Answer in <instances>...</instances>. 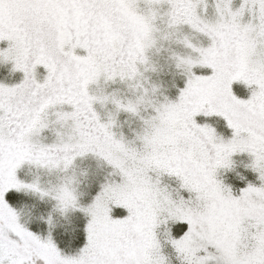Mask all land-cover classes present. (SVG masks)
<instances>
[{"label":"snow or ice","instance_id":"obj_1","mask_svg":"<svg viewBox=\"0 0 264 264\" xmlns=\"http://www.w3.org/2000/svg\"><path fill=\"white\" fill-rule=\"evenodd\" d=\"M209 7L0 0V63L22 74L0 82V264H264V0ZM165 41L175 98L145 75ZM237 155L259 182L239 194L223 178ZM89 157L103 171L85 193ZM25 167L55 179H21ZM20 193L53 202L46 234ZM54 214H74L63 247Z\"/></svg>","mask_w":264,"mask_h":264},{"label":"rangeland","instance_id":"obj_2","mask_svg":"<svg viewBox=\"0 0 264 264\" xmlns=\"http://www.w3.org/2000/svg\"><path fill=\"white\" fill-rule=\"evenodd\" d=\"M240 2L241 0H233V7H238ZM208 3L210 5V7L208 8V15H212L213 13V8L211 7L212 0H208ZM245 19H247V17H245ZM170 47H174V45H170L169 42L167 41L163 42V46L160 52L158 54H154L153 56V60L157 64V71L148 72L145 75L148 77L151 83L159 87L160 91L163 92L164 95H168L170 98H175L177 94V88L183 87V80L181 76L178 73H176L175 70L171 67L170 61L168 60L169 52L167 51V49H169ZM21 78H22L21 73L13 72L10 66L0 63V82L12 84L19 82ZM173 84H175L176 87H173ZM122 91H126V89H122ZM124 119L125 117L122 115L121 120ZM212 122L216 123L215 118H213ZM129 126L135 127L134 123L131 122L129 125H126L124 129L126 134H127V128ZM217 130L221 132L225 138H228L231 135L230 131L223 126V121H219V123L217 124ZM248 159L249 158L246 155L235 156L234 157L235 168L234 171H232L231 173H234V176H236V173H239L237 171L238 168L241 167V169L244 170L245 169L244 165L248 162ZM76 171L78 175L80 173H84V175L80 177L82 181L80 185V190L86 193L88 191V188L92 180L96 177V175L102 173L103 165L100 161L89 157L77 161ZM250 173L252 178L247 180L244 183V186L247 182L259 183L256 174L251 171ZM19 175L21 179H25V180H32L34 177L39 176L42 184H47L49 180L55 179V177L49 176L43 170H37L35 168H28V167L22 169ZM237 178L238 177L236 176V179ZM239 181H243V180L239 179ZM225 183H227L226 180ZM232 188L235 194H239L240 188L238 190H236L235 187ZM20 194L21 196H24V198H27V202H25V204L22 205V208L18 207L19 210L21 211L22 218L30 224V227L31 225L33 226L35 225L37 227L38 225L42 231V234H46L48 231V225L45 221L47 219L49 212H51L52 210L53 202L51 200H40L39 198H37L32 194H25V193H20ZM53 224H54L53 234L55 238L58 240V242H60V244L64 245L65 240H71V237L76 227L74 223V214H69L67 216L54 214ZM82 244H83V234L81 232L78 234V239L75 241V247H78ZM172 264H178V262L173 258Z\"/></svg>","mask_w":264,"mask_h":264},{"label":"trees","instance_id":"obj_3","mask_svg":"<svg viewBox=\"0 0 264 264\" xmlns=\"http://www.w3.org/2000/svg\"><path fill=\"white\" fill-rule=\"evenodd\" d=\"M237 171L239 172L240 175H243L244 176V180L243 181H239V179L237 178L236 179V176H234V173H226L224 175V178L226 180L227 183L231 184L232 187H235L236 190H238L239 188H242L244 186V183L249 180L251 177V173L249 170L247 169H244L242 170L241 167L237 169ZM247 177V178H246ZM20 196H18L16 198L17 200V207H21L22 208V205L25 204V202H27V198H24V196H21V194H19ZM32 229H37V227L34 225H31ZM61 247H63L64 245L60 244Z\"/></svg>","mask_w":264,"mask_h":264}]
</instances>
